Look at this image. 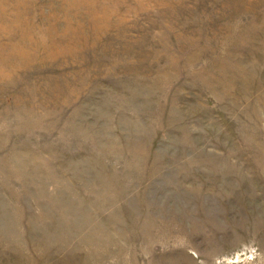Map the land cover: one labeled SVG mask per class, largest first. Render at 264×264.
Returning <instances> with one entry per match:
<instances>
[{"label":"rangeland","instance_id":"rangeland-1","mask_svg":"<svg viewBox=\"0 0 264 264\" xmlns=\"http://www.w3.org/2000/svg\"><path fill=\"white\" fill-rule=\"evenodd\" d=\"M0 264H264V0H0Z\"/></svg>","mask_w":264,"mask_h":264}]
</instances>
